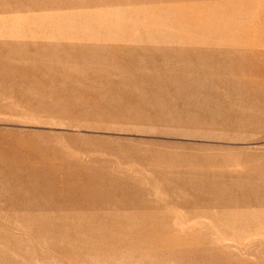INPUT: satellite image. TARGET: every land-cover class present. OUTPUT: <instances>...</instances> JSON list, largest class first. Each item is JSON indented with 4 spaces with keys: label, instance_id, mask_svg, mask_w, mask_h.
I'll return each instance as SVG.
<instances>
[{
    "label": "rangeland",
    "instance_id": "374dc122",
    "mask_svg": "<svg viewBox=\"0 0 264 264\" xmlns=\"http://www.w3.org/2000/svg\"><path fill=\"white\" fill-rule=\"evenodd\" d=\"M263 11L0 0V264H264Z\"/></svg>",
    "mask_w": 264,
    "mask_h": 264
},
{
    "label": "bare ground",
    "instance_id": "6f19581e",
    "mask_svg": "<svg viewBox=\"0 0 264 264\" xmlns=\"http://www.w3.org/2000/svg\"><path fill=\"white\" fill-rule=\"evenodd\" d=\"M260 28L264 31V19L260 23ZM263 31H262V34H263ZM255 54H258L259 59H260V63H261V65H259L256 69H258L259 71H264V49L258 51V53H257V51H255Z\"/></svg>",
    "mask_w": 264,
    "mask_h": 264
}]
</instances>
